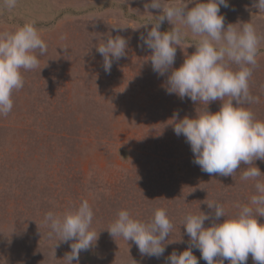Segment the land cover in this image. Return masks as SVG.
Instances as JSON below:
<instances>
[{"label":"rangeland","instance_id":"obj_1","mask_svg":"<svg viewBox=\"0 0 264 264\" xmlns=\"http://www.w3.org/2000/svg\"><path fill=\"white\" fill-rule=\"evenodd\" d=\"M146 3L151 0H18L14 9H0V32L22 26L17 22L25 16L49 25L36 23L47 53L37 51L39 68L23 71L24 87L13 92L12 111L0 116V264H66L72 241L50 239L44 217L78 207L84 199L93 208L91 227L99 235L91 250L80 253L79 264H167L173 251L183 252L191 243L182 225L188 211L214 215L205 203L214 200L235 216L237 205L256 194L255 181L240 179L247 165L234 176L205 173L193 162L185 137L175 134L174 113L179 119L195 117L206 105L167 93L172 69L163 76L152 70V50L141 46L140 37L162 9H145ZM228 3L220 9L225 27L251 22L264 36V12L254 0ZM120 25L128 26L114 27ZM173 27L165 20L160 30ZM109 34L128 41L126 55L113 61L110 73L97 51ZM195 39L188 30L173 68L195 52ZM249 90L258 99L245 107L264 121V40ZM221 104L216 100L208 108L216 112ZM254 164L264 172V160ZM258 179L264 181V175ZM157 208L167 209L174 225L166 243L173 242L159 258L141 256L132 241L114 238L106 229L122 209L147 222ZM258 220L264 223V216ZM212 222L206 220L205 227ZM193 254L198 264H206L198 248ZM247 264H254L251 254Z\"/></svg>","mask_w":264,"mask_h":264},{"label":"clouds","instance_id":"obj_2","mask_svg":"<svg viewBox=\"0 0 264 264\" xmlns=\"http://www.w3.org/2000/svg\"><path fill=\"white\" fill-rule=\"evenodd\" d=\"M17 2L0 0V9L12 10ZM192 2L151 0L150 4L146 3L145 9L162 11L155 22L149 21L153 26L146 36L140 37L141 46L152 50L150 60L155 73L163 76L172 69L167 79L168 94L206 105L203 111L197 110L195 117L186 115L179 119L178 112L173 117L174 132L177 136L183 135L190 144L195 157L193 162L203 172L221 176H234L242 163L247 165L240 179L255 181L256 194L250 197L248 204L237 205L240 210L235 216H228L225 207L214 200L205 201L214 215L188 211L182 225L191 243L183 252L173 251L166 258L167 264H198L193 247L199 249L206 264H217V261L247 264L250 254L254 264H264V223L258 220L264 216V181L258 179L264 172L254 164L256 160H264V121L256 119L245 107L258 99L250 93L249 80L257 66L264 36L251 22L229 23L225 27V16L220 9L229 6L228 0H198L189 9L188 4ZM254 6L264 12V0H254ZM165 20L174 27L161 32ZM35 25V21H28L14 31L0 32V116L6 117L12 111L13 92L24 87L23 71L39 68L37 51L39 56L47 53L48 45ZM124 26L128 25L114 27ZM188 30L193 37H198L192 43L196 50L191 55L186 54L180 67L173 68L177 46L182 47ZM103 41L97 51L103 57L105 72L110 73L113 61L126 55L128 41L111 34ZM232 65L238 66V70ZM216 100L222 101L221 107L211 112L208 105ZM221 217L225 219L221 221ZM93 218L94 211L87 199L62 214L54 211L45 214L44 221L50 229L48 237L59 238L58 242L72 241L71 251L64 258L66 264L73 261L79 264L80 253L97 244L99 234L91 227ZM210 219L213 222L205 227V221ZM173 227L165 208H157L147 222L122 209L106 229L114 238L120 236L127 242L132 241L141 256L159 258L166 244L173 242L166 243ZM53 254L56 256V251Z\"/></svg>","mask_w":264,"mask_h":264},{"label":"trees","instance_id":"obj_3","mask_svg":"<svg viewBox=\"0 0 264 264\" xmlns=\"http://www.w3.org/2000/svg\"><path fill=\"white\" fill-rule=\"evenodd\" d=\"M3 18H1V20H2ZM33 19V21H37L36 23H39L38 25H36V26H49V25H46V24H42V21H41V18H35L36 20H34V18H32ZM42 20H44V19H42ZM27 21H29V17L28 16H25V18H24V21L23 22H17V23H19V24H21V25H23L25 22H27ZM45 21V20H44ZM52 26V25H51ZM50 26V27H51Z\"/></svg>","mask_w":264,"mask_h":264}]
</instances>
